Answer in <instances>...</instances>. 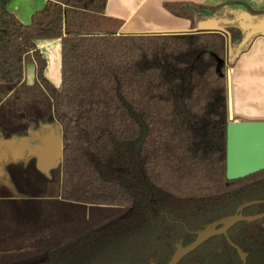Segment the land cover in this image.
I'll list each match as a JSON object with an SVG mask.
<instances>
[{"label": "trees", "instance_id": "1", "mask_svg": "<svg viewBox=\"0 0 264 264\" xmlns=\"http://www.w3.org/2000/svg\"><path fill=\"white\" fill-rule=\"evenodd\" d=\"M106 1L47 0L24 24L0 0V128L22 135L48 118L62 141L58 196L29 195L47 189L35 156L7 162L29 196L0 182V229L15 245L0 264H165L241 204L242 214L264 211V168L225 173L226 35L120 33ZM164 6L193 27L222 7ZM227 30L240 40L238 27ZM51 38L61 42L59 89L34 43ZM25 62L36 66L30 85ZM28 232L36 247L20 248L13 237ZM175 264H264V216L235 221Z\"/></svg>", "mask_w": 264, "mask_h": 264}, {"label": "crops", "instance_id": "2", "mask_svg": "<svg viewBox=\"0 0 264 264\" xmlns=\"http://www.w3.org/2000/svg\"><path fill=\"white\" fill-rule=\"evenodd\" d=\"M46 2L47 0H9L7 8L20 22L28 24L32 14L41 9ZM166 2L186 3L192 10L200 6L222 5L219 9H210V16L221 14L220 10H225L227 16H230L228 12L237 10H244L252 15L264 14V0H107L104 14L120 19L122 24L119 32L124 34L192 33L191 30L194 27L191 25V20L166 9L164 6ZM34 43L46 61L45 78L59 89L61 85L60 39H35ZM233 43L234 41L230 43L232 48L235 46ZM35 79V63L25 62L23 82L30 85ZM226 94L227 103L228 98L230 99L232 119L264 120V36L254 37L248 48L242 51L232 63L227 75ZM41 119H38L37 124L30 122L22 135L8 133L0 128V131L8 134L0 139V171L3 163L8 162L11 156H35L36 165L42 164L43 156H46L45 163L48 165L51 164L53 156H60L53 160V165L57 160L61 161L60 126L54 120L41 123ZM15 159L18 157H12V160Z\"/></svg>", "mask_w": 264, "mask_h": 264}, {"label": "water", "instance_id": "3", "mask_svg": "<svg viewBox=\"0 0 264 264\" xmlns=\"http://www.w3.org/2000/svg\"><path fill=\"white\" fill-rule=\"evenodd\" d=\"M219 15H213L199 20L192 32L218 31L227 37L228 62L233 63L238 55L248 48L254 37L264 36V14L252 15L244 10L228 12L220 10ZM228 26H236L241 31V38L232 48L231 35ZM225 59L220 61L224 65ZM228 120L225 129V173L228 179L242 177L264 168V120H236L232 119L230 99L227 103ZM62 155V145L60 148ZM60 156H53L51 166L44 160L37 167L46 171L53 166V160ZM41 158V156H39ZM249 202L241 204L237 211L231 215L220 218L207 224L197 232V236L190 243L177 245L174 253L165 264H175L184 254L194 249L198 244L213 234L225 231L229 225L237 220H254L264 216V211L254 214H242L239 210Z\"/></svg>", "mask_w": 264, "mask_h": 264}, {"label": "rangeland", "instance_id": "4", "mask_svg": "<svg viewBox=\"0 0 264 264\" xmlns=\"http://www.w3.org/2000/svg\"><path fill=\"white\" fill-rule=\"evenodd\" d=\"M238 41L239 39L238 40L236 39L233 44L236 45ZM231 65L232 63H229L228 60H226V56H225V62L223 66H224V76H225L226 87H227V75H228V71L230 70ZM18 110L22 113L23 116H26L25 114L26 110L23 105H20L18 107ZM8 111H9V105L6 102H4L3 105L0 103V118H1L2 113H7ZM47 121H49L48 118L41 119V123H46ZM5 136H8V134L6 132L0 131V139L5 138ZM12 157L13 158L18 157V159L22 158L26 160L29 156H23V157L22 156H11L9 160L12 159ZM1 169L2 170L0 171V175H2V177L0 178V182L5 183L9 187V189L13 192L14 196H16L19 199H21L24 196H29V195L35 196V197L36 196L37 197L39 196L52 197V196L59 195L60 160H57L55 165H53L50 169L44 171L47 176V189H46V192L43 194L34 193V194L27 195L25 193L20 192L18 188L16 187L14 181L12 180V177L7 169V162L3 163V167ZM10 235L11 233L9 230L0 229V251L13 248L14 244L12 245V243L10 242V237H11ZM34 237H35V234L33 232H28V234L22 233L20 235L14 236L13 238H19L20 239L19 243H21L20 248H25V247H36L34 244L31 243Z\"/></svg>", "mask_w": 264, "mask_h": 264}, {"label": "flooded vegetation", "instance_id": "5", "mask_svg": "<svg viewBox=\"0 0 264 264\" xmlns=\"http://www.w3.org/2000/svg\"><path fill=\"white\" fill-rule=\"evenodd\" d=\"M250 221V220H249Z\"/></svg>", "mask_w": 264, "mask_h": 264}]
</instances>
